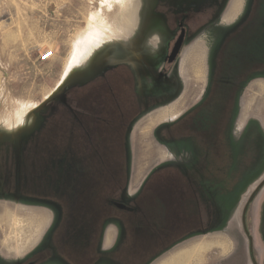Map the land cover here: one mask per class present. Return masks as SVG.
<instances>
[{"label":"rangeland","instance_id":"1","mask_svg":"<svg viewBox=\"0 0 264 264\" xmlns=\"http://www.w3.org/2000/svg\"><path fill=\"white\" fill-rule=\"evenodd\" d=\"M182 11L189 15L188 37L180 58L169 64ZM46 50L54 55L42 61ZM166 72L170 74L162 79ZM213 83L215 104L174 130ZM173 88L177 93L187 88L185 94L193 93L188 97L195 99L177 119L140 131L154 112L142 113L144 100L161 102L157 95ZM79 94L81 106L76 105ZM87 107L101 116L86 114ZM103 114L117 122L106 121ZM166 151L173 160L164 157ZM207 152L214 160L204 168L209 164L217 174L209 176L210 185L219 181L223 186L210 188L207 202L203 198L201 207L194 208L180 172H173L176 178L167 176L164 185L158 178L145 199L158 201L155 193L161 187V198L177 203L175 209L169 206L165 227L155 208L160 223L155 227L165 239L147 228L144 234L152 239L138 241L144 236L130 222L134 239L121 256L124 264L142 262L150 250L177 244L182 237L173 238L196 231L225 237V254H218L221 240L210 241L205 264H223V259L227 264H264V0H113L103 7L100 0H0V264H18L13 261L24 255L14 250L34 242L37 229L29 225V210L10 216L8 206L16 197L6 191L24 192L28 182L44 193V165L52 158L62 162L52 176L54 195L72 213L55 238L45 242L51 250L45 248L40 261L55 254L68 264H91L100 254L106 223L120 213L118 205L136 199L142 188L143 177L132 184L129 173L141 172L145 178L158 162L178 168L202 165ZM83 190L87 202L72 207ZM218 210L224 212L219 219ZM201 211L208 214L202 223ZM39 233L42 237L44 230ZM72 249L89 255L81 261L68 252Z\"/></svg>","mask_w":264,"mask_h":264},{"label":"crops","instance_id":"2","mask_svg":"<svg viewBox=\"0 0 264 264\" xmlns=\"http://www.w3.org/2000/svg\"><path fill=\"white\" fill-rule=\"evenodd\" d=\"M186 90L187 88L182 90L181 93L178 96L174 97L173 100L166 103L165 105H162L160 108H158L153 113H151L146 119H144L143 120L144 124L142 125V127L140 128V125L138 126L140 128V131L142 130V128L149 127L151 124L152 126H154L155 124L157 126L158 124L160 125L162 123L168 122L169 120L177 119L182 114V112L186 110L185 108L190 103V101L195 99L193 97L192 99H189V97L193 93L185 94ZM188 91L193 92V90H188ZM199 93L201 92L199 91ZM199 93L198 95H200ZM190 108L192 107L190 106ZM161 112H162L161 119H157V115L160 114ZM156 138L159 140L157 136ZM164 154H165L164 156L165 158H169L168 160L174 159L173 158L174 155L169 154L168 151H166ZM140 155L141 154L139 153L138 159L140 158ZM148 155H150V153H148ZM56 161H57L56 158H52L48 162V164L44 165L45 166L44 172H46L45 176L47 175V180H48V185L44 190V193L42 192L41 194H38L39 190H37L33 186L36 189V191H34L33 188L28 184V182H26L25 183L26 190L24 192L19 191V193L15 191L14 194L16 200L11 201V205L8 206L10 216L12 214L15 215L18 214V216H20L19 211L21 212V209L29 210L26 212V214L32 217V220L30 221L28 220L30 223L29 224L30 227L33 226V224L37 225V229H35V231L33 232V234L36 235V238H34L35 239L34 242H30L31 243L30 245L29 243H27V246H25L23 249H20L18 252L14 250L15 253L24 255L22 258H15V261H13L15 263L18 264L27 263L28 261H30L31 258L37 257V255L40 252H42L45 248L49 249L51 245L46 244L45 242H49L50 239H54L57 234V230L59 226L66 221L65 209L67 205L62 198L54 195V187L52 186V182H53L52 176L57 175L59 170V167L56 165ZM189 168L192 167L190 166V167L178 168L172 164L163 166L160 162H158L153 167V170H151L152 173L149 174V176L146 175L145 178H144L145 174H142L141 172L137 173V175H135L134 172L129 173L130 183L132 184H134L135 181L139 180L138 177L140 176L143 177L142 188L140 191H138L139 193L137 194L136 199H132L128 203L122 202L126 205L124 208H129V209H120V213L106 223L99 246V250L101 253L100 259L97 262H95V264H124L121 261L122 258L121 256L123 254H127L126 250L129 247V242L134 239L129 229L130 222L136 224V229H138V231L142 233V236L146 237V238L141 236L136 237L138 238L137 239L138 241L139 238L140 240H143L144 243H146V241L148 240H151L152 237H150L147 234L145 235L144 233L147 228L148 229L151 228L153 231L155 229L157 230L155 225L158 224L159 222L156 223V217H154L155 208L158 207V210L160 212L159 215L163 214L162 216L165 217V218L163 217V222H161V225H164L165 227L167 224H169L168 218L171 216L172 213V212L170 213L169 208L171 207H169L166 203L162 202V198H158V201L154 200L153 202L152 201L150 202L149 199L146 200L145 198L148 196L149 192L152 191V189L153 190L155 189V183L159 182L158 179L159 177L166 176L170 172L173 173L177 171L180 172L179 175L182 176V179H184L185 174L186 177L188 175ZM33 169H34V165H33ZM33 174L39 175L37 173H33ZM164 179H161L160 181H163ZM162 185H164V181L162 182ZM209 189L210 187H208V183L206 182V186H204L201 189V192H196L197 199L200 203H202L203 198L207 202V198L209 196L208 195ZM158 191H163V189L160 187ZM219 201L221 202V200ZM5 205L7 204L5 203ZM172 208L175 209L176 207L172 206ZM262 213H264V209ZM4 214L5 211L2 213V215ZM232 215L233 214L230 212L229 218ZM200 216H201V223L204 221L203 217L208 218L207 212L203 213L201 211ZM220 216L221 217L224 216L223 210L217 211V218L219 219ZM22 221H25V219ZM205 227H208L207 224ZM41 230H44V234L42 237H40L39 235L40 234L39 232ZM157 232L159 237L165 239L161 230H157ZM213 234L214 233L211 234L208 233V231L206 232L196 231L191 235L186 236L187 234L184 233L181 236L172 239V240H176L177 238L182 237L180 238L181 241L179 243L171 244L170 241L167 244L160 246L158 249L154 251L150 250L147 253V257L142 262H138L137 264H205L206 259L208 258L209 247L213 245V243H211L210 241L221 240V242L220 243L218 242L217 244L218 254L220 255L225 254L224 235L213 236ZM166 238L169 239L170 236ZM145 248L146 247L140 248L141 253L143 252L145 254L146 251ZM141 253L138 254V256H140ZM58 258L59 257L57 255L53 254L52 258L48 259L45 262L37 263V264H68L64 260L61 261L59 260L60 258L59 259ZM223 264H227L225 259H223Z\"/></svg>","mask_w":264,"mask_h":264},{"label":"flooded vegetation","instance_id":"3","mask_svg":"<svg viewBox=\"0 0 264 264\" xmlns=\"http://www.w3.org/2000/svg\"><path fill=\"white\" fill-rule=\"evenodd\" d=\"M183 12V18H182V20L180 21V24H179V27H180V33H179V36H178V38L175 40V42H174V45H173V47H172V50H171V53L169 54V56H168V58H167V62L169 63V64H175L176 63V61L180 58V56H181V54H182V51H183V48H184V46H185V43H186V41H187V37H188V34H187V28H186V26H185V21H186V17L187 16H189L188 14H184V11H182ZM182 33H184V40H183V44H182V46H181V49H180V52H179V54L176 56V58L173 60V61H170V57H171V55H172V53H173V50H174V48H175V45L177 44V42H178V40H179V38H180V36L182 35ZM256 72V71H255ZM168 74H170V72H166V73H161V78L163 79V78H165V77H167L168 76ZM169 78H171L172 79V77H169ZM176 79H174L173 80V84L174 85H176V81H175ZM244 82H246V81H244ZM215 83V82H214ZM214 83H213V85L212 86H210V88L208 89V92L207 91H205L204 92V95H203V98L201 99L202 101L200 102V103H198L197 105H195L194 107H192V108H190V109H188L187 110V112L185 113L186 115L184 116V117H182V118H180L176 123H175V125H174V130H175V127H178V126H180V125H184L185 123H189V122H191L192 121V117L194 116V113H196V112H198V110H200V111H204V110H206V111H208V108H210V105H212V104H215V102H214V96L217 94L216 92H214L215 91V89L216 88H214ZM207 84V83H206ZM206 86V85H205ZM110 88V87H109ZM227 87H224V92H226V90L230 93V91L228 90V89H226ZM185 89V88H184ZM184 89H182V90H184ZM181 90V91H182ZM165 91H167V90H165ZM181 91L180 92H178L177 93V90H176V88H173V90H170V92H169V94H167V92H165V93H162V94H159V95H157L158 97H163V101H161V102H157V103H155V102H152L150 99H145L144 101H145V104L143 105V112L142 113H144V112H146V111H155V110H157L158 108H160L162 105H165L166 103H168V102H170L171 100H173L174 99V97H176V96H178L180 93H181ZM239 91H240V89L238 88L237 90H236V96H237V94H239ZM70 92H75V90H73V91H70ZM203 92V91H202ZM201 92V93H202ZM220 92H222V90H219L218 91V93H220ZM232 92V91H231ZM80 95L81 94H79V96H75V99H76V105H79V106H81V101H80ZM218 95V94H217ZM166 96V97H165ZM205 96V97H204ZM231 96H233V94L231 93ZM166 98V99H165ZM78 103V104H77ZM137 104H140L141 105V103H140V101L138 102L137 101ZM136 104V105H137ZM152 104V105H151ZM75 105V108H76V110H78V111H80V112H82V110H83V108H80V107H78V106H76ZM157 106V107H156ZM154 107H156V108H154ZM85 108V107H84ZM85 111V113L87 114V113H90V114H93V115H95L96 114V116H101V114H97V112H95L94 111V109H88V107L86 108V109H84ZM83 112V113H84ZM141 113V114H142ZM141 114H139V116L141 115ZM104 115V117H105V120L106 121H108V122H113V123H115V122H117L116 121V119H114V117H112V116H110L109 114L108 115H106V114H103ZM102 115V116H103ZM138 116V117H139ZM121 117V119H119V121H122V123H124V118H122V116H120ZM137 117V118H138ZM171 133V132H170ZM175 139V138H174ZM187 139H189V137L187 138ZM176 140V139H175ZM175 140H172L173 141V143H175L176 141ZM190 142H191V140H190ZM209 145V144H208ZM209 148V147H208ZM207 157H205V158H207L206 160H205V163H203L202 165H201V163H194L193 165H190L192 168H189V170H188V175H187V177H186V174H185V180L183 179V181H184V184H185V186H186V188L190 191V193H196V192H201V189L204 187V186H206V182L208 183V187H210V188H213V189H215V190H219L220 189V186H222L221 185V183H219V181H217V182H214V184L211 186L210 185V175H213V176H215V175H217V174H212V172H214L213 170H212V168L209 166V162H213V160H214V157H213V153H208L207 152ZM194 156H195V154H194ZM206 163H209L208 164V166H206L205 168H204V166L206 165ZM201 165V166H200ZM189 166V167H190ZM220 169H222V167L220 166L219 167ZM220 171H223V169L222 170H220ZM224 176V174L222 173V177ZM187 183H186V182ZM11 191V192H10ZM16 190H15V188L14 187H12V188H10L9 190H7L6 192H9V193H14ZM99 246H100V244H99ZM45 250L46 249H44L42 252H40L38 255H37V257H33V258H31L30 259V261H28L27 263H24V264H37V263H42V262H45V261H40L41 259H40V254H42V253H44L45 252ZM47 250H49V249H47ZM100 255H101V253L99 254V256H98V258H95L94 260H93V262L91 263V264H95V262H97L99 259H100ZM43 259H45V258H43ZM48 260V259H47ZM46 260V261H47Z\"/></svg>","mask_w":264,"mask_h":264},{"label":"trees","instance_id":"4","mask_svg":"<svg viewBox=\"0 0 264 264\" xmlns=\"http://www.w3.org/2000/svg\"><path fill=\"white\" fill-rule=\"evenodd\" d=\"M59 162H60V164H59ZM56 165L60 168L61 167V165H62V162H61V159H59V160H57L56 161ZM63 167V166H62ZM64 169V168H63ZM167 176H173V178H176V176H175V174L174 173H172V172H170V173H168V175H166V176H161V177H159V179H164L165 177H167ZM56 184H57V186H58V182H56ZM88 189H90V188H88ZM166 191V190H165ZM85 192L86 193H88V191H85V190H83V192H81V193H79L78 195H77V201H75L74 203H72L71 205H72V207L73 206H76V204H80L81 202H87V199L85 200V199H83L84 198V196H85ZM163 194V191L162 192H160L159 194L158 193H156V196L158 197V198H161V195L160 194ZM165 194H166V192H164ZM159 195V196H158ZM192 199H193V202H194V208H196L197 207V205L199 206V207H201V203L198 201V199H197V193H193L192 194ZM108 199H110V198H108ZM159 200H161V199H159ZM165 200V201H164ZM109 201V200H108ZM162 202H164V203H166L168 206H173L174 204H177V203H171V204H169V200H168V196L166 197V198H162ZM69 207H71V206H69ZM118 207H119V209H127V208H122V207H120V204L118 205ZM175 207V206H174ZM70 208H68V204H67V207H66V217L68 216V213H72V211L70 212V210H69ZM72 209V208H71ZM98 209H102V207L100 206V208H98ZM129 209V208H128ZM68 248V247H67ZM64 249H65V252H66V247H64ZM70 248H68V250H69ZM73 250V249H72ZM63 251V250H62ZM87 251V250H86ZM86 251H84V252H82V251H78V250H73V252L71 253L70 251H68L70 254H72V255H74L77 259H79V260H81L82 261V257H84L85 255L86 256H88L89 255V253H87ZM64 252V251H63ZM67 254V253H66ZM68 255V254H67ZM69 256V255H68ZM75 261V260H74ZM80 261V262H81ZM77 264H79L78 262H76ZM75 263V264H76ZM82 263V262H81Z\"/></svg>","mask_w":264,"mask_h":264},{"label":"water","instance_id":"5","mask_svg":"<svg viewBox=\"0 0 264 264\" xmlns=\"http://www.w3.org/2000/svg\"><path fill=\"white\" fill-rule=\"evenodd\" d=\"M183 40H184V33H182L177 44L175 45L173 53L170 57V61H173L176 58V56L179 54L181 46L183 44ZM48 102L49 101H46L43 105H41V107L38 109V111L45 109ZM261 185L264 186V181L261 183ZM125 206H126L125 204H120V207H122V208H124ZM244 220H245V217H244ZM253 246H254V243L251 242V249H253Z\"/></svg>","mask_w":264,"mask_h":264},{"label":"built area","instance_id":"6","mask_svg":"<svg viewBox=\"0 0 264 264\" xmlns=\"http://www.w3.org/2000/svg\"><path fill=\"white\" fill-rule=\"evenodd\" d=\"M53 55H54V51L53 50H50V51L46 50V51H44L41 54L40 59L42 61H48V60H50L53 57Z\"/></svg>","mask_w":264,"mask_h":264},{"label":"snow or ice","instance_id":"7","mask_svg":"<svg viewBox=\"0 0 264 264\" xmlns=\"http://www.w3.org/2000/svg\"><path fill=\"white\" fill-rule=\"evenodd\" d=\"M113 0H100L101 7H103L105 4H111ZM116 2H119V0H116Z\"/></svg>","mask_w":264,"mask_h":264},{"label":"bare ground","instance_id":"8","mask_svg":"<svg viewBox=\"0 0 264 264\" xmlns=\"http://www.w3.org/2000/svg\"><path fill=\"white\" fill-rule=\"evenodd\" d=\"M109 38V37H108Z\"/></svg>","mask_w":264,"mask_h":264}]
</instances>
